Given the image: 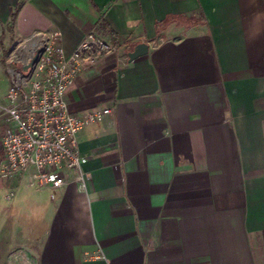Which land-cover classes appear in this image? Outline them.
I'll list each match as a JSON object with an SVG mask.
<instances>
[{"label":"crops","instance_id":"obj_1","mask_svg":"<svg viewBox=\"0 0 264 264\" xmlns=\"http://www.w3.org/2000/svg\"><path fill=\"white\" fill-rule=\"evenodd\" d=\"M109 31L124 43L66 100L111 113L79 133L86 161L54 199L34 167L0 177V261L264 264V0H0V166L10 57L37 33L70 53Z\"/></svg>","mask_w":264,"mask_h":264},{"label":"built area","instance_id":"obj_2","mask_svg":"<svg viewBox=\"0 0 264 264\" xmlns=\"http://www.w3.org/2000/svg\"><path fill=\"white\" fill-rule=\"evenodd\" d=\"M28 45L6 65L10 87L2 109L6 130L0 177L13 178L34 167V181L38 186L49 185L54 199L55 191L66 183L67 171L81 172L86 161L79 152V133L111 113L105 108L75 115L69 109L67 92L79 75L94 68L99 57L114 54L117 47L97 32L88 33L70 53L60 32L37 33ZM80 180L85 189L82 174Z\"/></svg>","mask_w":264,"mask_h":264},{"label":"water","instance_id":"obj_3","mask_svg":"<svg viewBox=\"0 0 264 264\" xmlns=\"http://www.w3.org/2000/svg\"><path fill=\"white\" fill-rule=\"evenodd\" d=\"M149 53V45L147 43H140L135 46L133 51L129 53V61L132 62L136 59H139L143 56H146ZM38 55L32 61V64L37 60Z\"/></svg>","mask_w":264,"mask_h":264},{"label":"trees","instance_id":"obj_4","mask_svg":"<svg viewBox=\"0 0 264 264\" xmlns=\"http://www.w3.org/2000/svg\"><path fill=\"white\" fill-rule=\"evenodd\" d=\"M18 9L19 7H17L16 9H13L12 12H11V21L9 23V27L10 29L13 28L14 26V22H15V18H16V15H17V12H18ZM101 27L102 28H105L107 30V26L105 25V23H101ZM110 33V36H111V42L115 45V46H121L124 42H123V38L120 36V35H116L114 34L112 31H109Z\"/></svg>","mask_w":264,"mask_h":264},{"label":"rangeland","instance_id":"obj_5","mask_svg":"<svg viewBox=\"0 0 264 264\" xmlns=\"http://www.w3.org/2000/svg\"><path fill=\"white\" fill-rule=\"evenodd\" d=\"M99 34H100V32H99ZM101 36H102V33L100 34ZM9 202H10V200L7 202V203H5V206L6 205H8L9 204ZM23 207L27 210V211H29V210H31V207H30V204H28V202L27 201H23ZM0 237H3V236H1L0 235ZM13 252V251H12ZM7 254V253H6ZM11 254V251L9 252V255ZM11 259H12V257H11ZM10 258H9V261H5V259H4V261H0V264H15L16 262L14 261V263H13V261L11 260ZM22 264V263H21Z\"/></svg>","mask_w":264,"mask_h":264}]
</instances>
